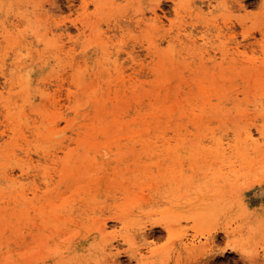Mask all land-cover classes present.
<instances>
[{"label":"rangeland","instance_id":"obj_1","mask_svg":"<svg viewBox=\"0 0 264 264\" xmlns=\"http://www.w3.org/2000/svg\"><path fill=\"white\" fill-rule=\"evenodd\" d=\"M261 132L264 0H0V264H264Z\"/></svg>","mask_w":264,"mask_h":264},{"label":"bare ground","instance_id":"obj_2","mask_svg":"<svg viewBox=\"0 0 264 264\" xmlns=\"http://www.w3.org/2000/svg\"><path fill=\"white\" fill-rule=\"evenodd\" d=\"M155 20H156V19H155ZM237 48H238V47H237ZM237 48H236V49H237ZM224 51H226V50H224ZM234 54H235V53H234ZM236 58H237V57H236ZM242 61H243V60H242ZM252 133H253V132L250 131V130L246 131V132H245V135H244V138H243L244 141H247V143H248V142H249L248 140H251V139H252V137H251V136L253 135ZM261 133H264V132H261ZM261 133H260V134H261ZM162 137H163V136H162ZM263 137H264V136H263V134H262V138H263ZM163 139H164V138H163ZM163 139H162V140H163ZM169 140H170V139H169ZM255 140H256V139H255ZM251 141H252V140H251ZM251 141H250V143H248V144L251 145ZM163 142H165V141H163ZM169 142H170V141H168L167 143H169ZM253 142H255L254 139H253L252 143H253ZM167 143H166V144H167ZM245 143H246V142H245ZM256 143H257V141H256ZM220 144H222V142H221ZM248 144H246V145H248ZM218 145H219V144H218ZM253 145H254V144H253ZM222 146H223V145H222ZM222 146H221V147L219 146V147L222 148ZM256 146H258V145L256 144ZM217 150H219V149H217ZM221 151H222V149H221ZM174 155H175V154H174ZM177 156H178V154H177ZM102 228H103V227H102ZM122 239L125 240V241L128 240V238H127V237H124V236H123ZM129 239H130V238H129Z\"/></svg>","mask_w":264,"mask_h":264},{"label":"snow or ice","instance_id":"obj_3","mask_svg":"<svg viewBox=\"0 0 264 264\" xmlns=\"http://www.w3.org/2000/svg\"><path fill=\"white\" fill-rule=\"evenodd\" d=\"M253 264H255V262H253Z\"/></svg>","mask_w":264,"mask_h":264}]
</instances>
